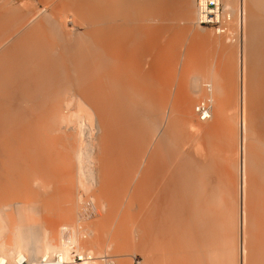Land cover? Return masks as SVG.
<instances>
[{"label":"bare ground","instance_id":"1","mask_svg":"<svg viewBox=\"0 0 264 264\" xmlns=\"http://www.w3.org/2000/svg\"><path fill=\"white\" fill-rule=\"evenodd\" d=\"M27 1H0V264H264V0H224L229 46L192 0Z\"/></svg>","mask_w":264,"mask_h":264},{"label":"built area","instance_id":"2","mask_svg":"<svg viewBox=\"0 0 264 264\" xmlns=\"http://www.w3.org/2000/svg\"><path fill=\"white\" fill-rule=\"evenodd\" d=\"M196 22L200 26H209L217 33L226 34L229 38H235L236 29L233 30L236 22L235 10L228 5H225L224 0H196ZM241 10L238 11V28L241 20ZM235 20V22H234ZM57 264L63 262L62 258L56 254L52 257ZM45 259V258H44ZM94 259L92 254H79L73 251L70 263L79 264L82 261H89ZM102 264H112V260L109 257L101 256ZM141 257L135 256V264H139Z\"/></svg>","mask_w":264,"mask_h":264},{"label":"rangeland","instance_id":"3","mask_svg":"<svg viewBox=\"0 0 264 264\" xmlns=\"http://www.w3.org/2000/svg\"><path fill=\"white\" fill-rule=\"evenodd\" d=\"M0 1H2V0H0ZM9 1V0H8ZM18 1H23V0H18ZM24 1H26V0H24ZM29 2V3H28ZM192 2H194L193 3V5L195 4V10H196V1L195 0H192ZM27 5H29L28 7H30V8H37V7H42V3H41V0H29V1H27V4H26V7H27ZM24 8V10H27V8ZM30 8H28V9H30ZM197 11V10H196ZM197 15V14H196ZM180 17V16H179ZM242 18V17H241ZM178 20H180L181 21V19L179 18ZM180 21H178V22H180ZM243 21V20H242ZM196 24H197V22H196ZM70 26H72L71 25V23H70ZM199 27L200 28H203V29H206V30H212V33H214V34H219V35H222L221 37H222V40H223V42H225L226 43V46L228 45H232V44H235L236 45V43L238 42V41H242V39H243V33L241 34V35H238V34H236L235 36H237L238 35V37H237V39H230V38H228L225 34H220V33H217L215 30H213L211 27H209V26H200L199 25ZM248 34H249V36H248V34H246V37H249V40H248V38L246 39V43H248V45L250 46H246L245 48H246V57L248 58L247 60H248V62L250 63V53H251V51H252V45H250L254 40H255V38L254 39H252V37H251V35L253 36L254 34L251 32L250 33V31H248L247 32ZM251 34V35H250ZM255 37V36H254ZM230 39V40H228V39ZM252 39V40H251ZM240 41V42H241ZM248 41V42H247ZM249 41H251L250 43H249ZM222 42V43H223ZM255 42V41H254ZM249 48V49H248ZM249 51V52H248ZM247 55H249V56H247ZM72 106V105H71ZM7 211V210H6ZM137 255H139L140 257H141V261L144 259V257H143V255L140 253V252H137L136 253Z\"/></svg>","mask_w":264,"mask_h":264}]
</instances>
